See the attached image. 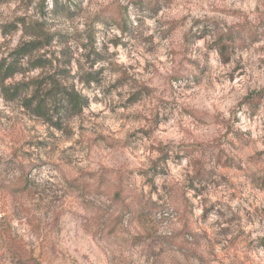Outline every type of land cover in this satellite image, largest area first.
<instances>
[{
  "label": "rangeland",
  "instance_id": "rangeland-1",
  "mask_svg": "<svg viewBox=\"0 0 264 264\" xmlns=\"http://www.w3.org/2000/svg\"><path fill=\"white\" fill-rule=\"evenodd\" d=\"M33 40L46 67L0 81V264H264V0H0V60ZM68 60L63 130L4 92Z\"/></svg>",
  "mask_w": 264,
  "mask_h": 264
},
{
  "label": "trees",
  "instance_id": "trees-1",
  "mask_svg": "<svg viewBox=\"0 0 264 264\" xmlns=\"http://www.w3.org/2000/svg\"><path fill=\"white\" fill-rule=\"evenodd\" d=\"M33 35L40 38L39 34ZM226 35L217 40L221 55H224L228 50V45L224 41L225 39L229 40ZM42 45L37 40L23 43L6 58L1 59L0 81L10 79L16 74L26 75L31 71L45 68L48 61L46 57L33 56ZM26 58H29L27 67L23 68L22 61ZM70 65L71 62L68 60L53 73L44 72L36 78L17 82L7 87L3 86L4 92L12 100H21L23 107L31 115L42 118L58 130H63L70 118L82 114L89 105V99L78 91L71 82L74 76H72V71L69 68ZM59 110L61 115L56 118L55 115ZM3 186L5 185L0 183V188ZM70 186L78 191L84 189L78 180L72 181ZM6 189L8 190V186Z\"/></svg>",
  "mask_w": 264,
  "mask_h": 264
}]
</instances>
